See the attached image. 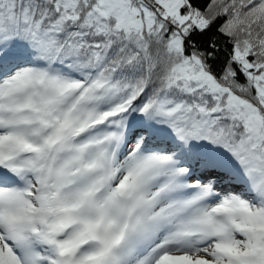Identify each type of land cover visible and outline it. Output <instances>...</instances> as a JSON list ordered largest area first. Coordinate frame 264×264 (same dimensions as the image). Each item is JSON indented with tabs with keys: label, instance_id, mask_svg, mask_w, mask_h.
Masks as SVG:
<instances>
[{
	"label": "snow or ice",
	"instance_id": "obj_1",
	"mask_svg": "<svg viewBox=\"0 0 264 264\" xmlns=\"http://www.w3.org/2000/svg\"><path fill=\"white\" fill-rule=\"evenodd\" d=\"M0 264H264V0H0Z\"/></svg>",
	"mask_w": 264,
	"mask_h": 264
}]
</instances>
